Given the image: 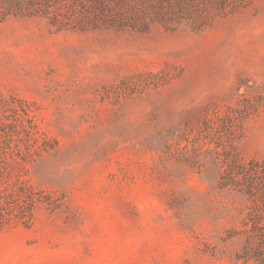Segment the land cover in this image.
I'll return each mask as SVG.
<instances>
[{
  "label": "rangeland",
  "instance_id": "obj_1",
  "mask_svg": "<svg viewBox=\"0 0 264 264\" xmlns=\"http://www.w3.org/2000/svg\"><path fill=\"white\" fill-rule=\"evenodd\" d=\"M150 1L0 21V162L35 198L0 264H264V0Z\"/></svg>",
  "mask_w": 264,
  "mask_h": 264
},
{
  "label": "trees",
  "instance_id": "obj_2",
  "mask_svg": "<svg viewBox=\"0 0 264 264\" xmlns=\"http://www.w3.org/2000/svg\"><path fill=\"white\" fill-rule=\"evenodd\" d=\"M10 16L46 19L58 29L72 30L144 28L164 18L149 0H0V21ZM8 170V163L1 161L0 227L28 225L34 217V189L25 180L12 181ZM261 186L264 190L262 181ZM258 241L264 246V232Z\"/></svg>",
  "mask_w": 264,
  "mask_h": 264
}]
</instances>
